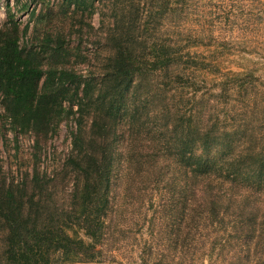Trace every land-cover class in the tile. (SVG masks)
Listing matches in <instances>:
<instances>
[{"label": "trees", "instance_id": "obj_1", "mask_svg": "<svg viewBox=\"0 0 264 264\" xmlns=\"http://www.w3.org/2000/svg\"><path fill=\"white\" fill-rule=\"evenodd\" d=\"M183 3L62 0L68 7L65 26L74 37L84 31L80 14L100 12L105 22L106 10L112 13L105 52L86 72L73 66V55L81 52L70 45L63 25L22 45L9 7V23L0 27V95L13 126L33 131L36 142L33 175L17 183L0 175V264L92 261L117 189L164 184L185 198L183 206L190 200L196 212L190 216L199 219L220 213L226 192L232 204L233 196L242 195L237 191L249 196L264 189L257 144L247 145L245 157L228 156L230 134L217 106L221 88L204 90L206 79L195 75L188 39L180 28L184 37L177 40L168 32L170 15L179 25L187 16ZM64 119L73 121L71 149L49 176L39 170L41 142ZM231 216L235 234L256 230L254 211Z\"/></svg>", "mask_w": 264, "mask_h": 264}, {"label": "rangeland", "instance_id": "obj_2", "mask_svg": "<svg viewBox=\"0 0 264 264\" xmlns=\"http://www.w3.org/2000/svg\"><path fill=\"white\" fill-rule=\"evenodd\" d=\"M9 7L18 22L22 45L40 40L39 35L52 25H63L68 42L81 52L72 57L76 70L86 72L99 63L96 57L105 52L103 37L112 19L111 11L106 10L105 22L100 12L80 14L77 22L84 31L74 37L76 32L70 35L65 26L68 7L62 0H0V27L9 23ZM183 7L187 16L179 25V20L177 24L170 15L168 32L175 40L183 35L188 39L187 50L197 64L195 75L206 79L204 90L221 88L217 106L225 132L230 134L228 156H247L246 147L252 141L264 158V0H184ZM85 55L87 61L82 63ZM217 83L219 87H215ZM211 96L218 97L215 93ZM72 125V120L64 119L41 142V172L52 176L61 169L71 149ZM35 142L33 131L13 126L0 95V175L5 174L15 183L33 175ZM156 186L114 191L111 219L96 258L66 264H263L260 245L264 243V189L253 190L249 196V191H237L242 195L233 196L232 204H227L230 199L226 192L221 197L224 205L220 213L205 212L199 219L190 216L195 212L190 200L186 206L181 204L185 198L178 190L164 184ZM251 211L257 214L256 230L244 237L235 234L231 215L241 213L246 217Z\"/></svg>", "mask_w": 264, "mask_h": 264}, {"label": "crops", "instance_id": "obj_3", "mask_svg": "<svg viewBox=\"0 0 264 264\" xmlns=\"http://www.w3.org/2000/svg\"><path fill=\"white\" fill-rule=\"evenodd\" d=\"M81 264H95V263H90V262H89V263H81Z\"/></svg>", "mask_w": 264, "mask_h": 264}]
</instances>
